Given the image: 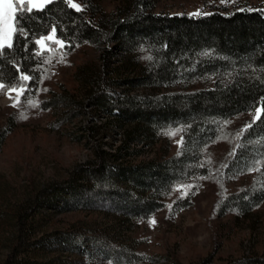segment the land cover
<instances>
[{"label": "rangeland", "instance_id": "1", "mask_svg": "<svg viewBox=\"0 0 264 264\" xmlns=\"http://www.w3.org/2000/svg\"><path fill=\"white\" fill-rule=\"evenodd\" d=\"M105 3L109 12L113 3ZM233 9L264 10V0H158L153 11L190 15L199 10L207 15ZM48 41L39 49L48 50ZM112 45H80L63 52L54 62L56 72L50 83L56 98L46 110L19 105L21 87L0 90V129L8 114L16 115L18 121L0 146V264H12L14 259L37 264H230L264 257V193L262 202L247 214L217 206L223 195L249 183L252 172L233 176L228 183L224 180L220 189L204 177V171L200 176L190 171L161 188V206L133 215L126 210L133 194L129 185L117 181L109 186L91 178L84 185L83 167L100 160L97 152L110 161L106 153L118 155L112 162L137 165L174 155L182 144L175 129L149 140L135 135L133 124L118 126L87 105L91 85L82 70L85 65L97 69L104 65L102 75L107 82L102 88L115 98L160 94L184 86L149 89L124 82L134 74L113 68L136 54L116 51ZM106 50L116 52L102 56ZM64 94H73L74 99L66 101ZM253 119L251 111L238 115L226 122L225 129L238 124L245 127ZM217 155L208 151L205 157L212 163ZM112 187L118 195L108 193ZM223 189L226 192L220 195ZM40 200L47 202L40 206ZM18 215L35 216V227L19 222Z\"/></svg>", "mask_w": 264, "mask_h": 264}, {"label": "trees", "instance_id": "2", "mask_svg": "<svg viewBox=\"0 0 264 264\" xmlns=\"http://www.w3.org/2000/svg\"><path fill=\"white\" fill-rule=\"evenodd\" d=\"M77 1L83 10L76 11L63 0H56L42 12L25 14L22 23L26 34H14L13 46L0 49V83L5 88L22 86L19 105L26 104L33 111L51 107L56 98V91L50 87L56 72L54 62L63 52L80 45L104 47L111 42V49L116 51L128 55L134 51L135 58L113 68H125L134 74L124 82L149 89L184 83L179 89L160 94L115 98L102 88L107 82L102 75L104 65L99 69L95 65L82 67L91 85L86 94L88 106L111 117L118 126L133 124L135 135L156 140L167 129H179L182 140L174 155H160L158 160L137 165L112 162L118 155L106 153L113 159L110 161L97 152L100 160L83 167L84 185H89V180L109 186L117 181L129 185L133 194L127 199L126 210L133 215L161 206V188L188 176L190 171L196 176L204 171V177L220 189L224 180L228 183L233 176L252 172L249 183L223 195L217 206L241 214L256 208L264 193V111L259 120L249 122L251 127L238 124L225 129V125L238 115L252 112L253 106L264 109L260 103L264 98V11L233 9L200 16L170 15L153 11L158 0ZM105 1L113 3L109 12L104 9ZM53 27L56 38L69 45L61 47L48 41V50H40L36 40L51 33ZM116 51H103L102 56ZM25 75L30 79L21 81ZM63 97L66 101L74 99L73 94ZM15 116L7 115L0 129V146L18 122ZM208 151L218 154L212 163L206 160ZM66 188L62 187L64 191ZM116 190L112 187L108 193L118 195ZM46 202L40 200L39 205ZM23 217L18 215V221L33 229L35 216ZM10 262L37 264L16 259ZM230 264H264V257Z\"/></svg>", "mask_w": 264, "mask_h": 264}, {"label": "snow or ice", "instance_id": "3", "mask_svg": "<svg viewBox=\"0 0 264 264\" xmlns=\"http://www.w3.org/2000/svg\"><path fill=\"white\" fill-rule=\"evenodd\" d=\"M56 0H0V49H3L5 45L11 48L13 35H25V29L23 27V20L25 19V14L32 15L34 12H42L46 9L48 5L53 4ZM69 7L75 9L76 11H81L82 6L74 3L73 0H63ZM222 3H228L230 0H221ZM19 5V7H17ZM264 11V10H262ZM201 11L197 10L191 13L192 16H200ZM56 28L51 29V33L48 35H42L36 40V44L40 45L43 49L44 42L46 40L54 41L57 45L63 47V42L56 38L55 36ZM39 55V53H37ZM30 77L25 75L21 76V81H27ZM12 90H16V86H11ZM22 88V86H21ZM5 89V84L0 83V90ZM21 92H17L19 96ZM261 104H264V98H261ZM15 106V105H14ZM264 111L261 107L253 106L252 115L253 123L260 119L261 112ZM251 127V124H249ZM176 131H179L177 129ZM175 133H169V135H174ZM149 224L155 225V220L148 221Z\"/></svg>", "mask_w": 264, "mask_h": 264}]
</instances>
